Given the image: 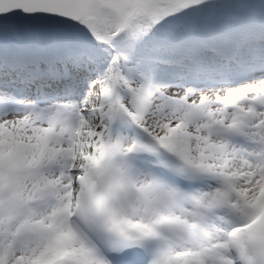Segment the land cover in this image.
Wrapping results in <instances>:
<instances>
[{
    "label": "snow or ice",
    "instance_id": "6c2138e0",
    "mask_svg": "<svg viewBox=\"0 0 264 264\" xmlns=\"http://www.w3.org/2000/svg\"><path fill=\"white\" fill-rule=\"evenodd\" d=\"M0 264H264V0H0Z\"/></svg>",
    "mask_w": 264,
    "mask_h": 264
}]
</instances>
